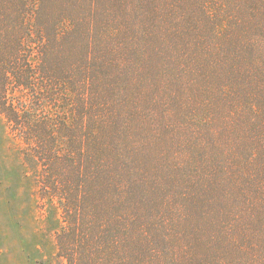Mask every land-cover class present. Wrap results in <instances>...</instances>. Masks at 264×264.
Listing matches in <instances>:
<instances>
[{
	"label": "trees",
	"instance_id": "16d2710c",
	"mask_svg": "<svg viewBox=\"0 0 264 264\" xmlns=\"http://www.w3.org/2000/svg\"><path fill=\"white\" fill-rule=\"evenodd\" d=\"M0 114L65 264H264V0H0Z\"/></svg>",
	"mask_w": 264,
	"mask_h": 264
},
{
	"label": "rangeland",
	"instance_id": "374dc122",
	"mask_svg": "<svg viewBox=\"0 0 264 264\" xmlns=\"http://www.w3.org/2000/svg\"><path fill=\"white\" fill-rule=\"evenodd\" d=\"M25 146L0 114V264H65L57 246L61 210L24 163Z\"/></svg>",
	"mask_w": 264,
	"mask_h": 264
}]
</instances>
